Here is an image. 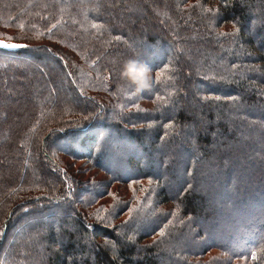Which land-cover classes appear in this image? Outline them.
Segmentation results:
<instances>
[{"label":"trees","instance_id":"trees-1","mask_svg":"<svg viewBox=\"0 0 264 264\" xmlns=\"http://www.w3.org/2000/svg\"><path fill=\"white\" fill-rule=\"evenodd\" d=\"M13 36L0 264H264V0H0V38ZM9 84L33 107L25 132Z\"/></svg>","mask_w":264,"mask_h":264},{"label":"rangeland","instance_id":"rangeland-1","mask_svg":"<svg viewBox=\"0 0 264 264\" xmlns=\"http://www.w3.org/2000/svg\"><path fill=\"white\" fill-rule=\"evenodd\" d=\"M190 1H195V0H190ZM5 30V29H4ZM15 32L17 33V34H19V35H21V37L22 38H24V39H27V38H25V37H28V39L32 36V35H30V34H27L26 33V35L24 34V33H22V31H21V33H19V31L18 30H15ZM12 35V34H11ZM12 40L11 41H7L6 39H2V38H0V47H2V48H10V49H15V48H18V47H22L23 46V44L22 43H17V42H15V40L16 39H18V38H16V37H10ZM32 41H34L33 43H40V44H46V45H48V46H52V47H54V48H56V49H59V50H61V51H63V53L65 52V53H68V54H73V48H72V46H68V45H64V44H62V43H54V42H52V41H50V42H48L47 40H42V41H44V42H42L41 40H39V39H37V40H35V39H31ZM46 41V42H45ZM188 69H189V71L191 72V70H193V68L191 67V66H188ZM95 78V77H94ZM59 81H61L60 83H58L57 81L54 83L55 84V87H56V89H57V91H58V93L60 94L61 92H63V94L62 95H64L65 97H66V101L68 102V106H70V108H71V105H72V107H76L77 105L75 104V103H73V102H75L74 101V99L76 98V90L74 89V87L70 84V82H67V80H66V78H65V76L64 75H62V76H60L59 77ZM11 86V84H9L8 86H7V90H9V91H11V92H13V99H18L19 98V96L21 95V102L20 103H17V104H19L20 105V112H19V117H21V129H22V131L23 132H25V129L27 128V124L26 123H24L25 122V118H26V115L29 113V112H31L32 110H33V107H31V106H27V104H26V102L24 101V95H23V92L21 91V92H19V91H16L14 88H13V86L11 87V88H8V87H10ZM21 93V94H20ZM20 94V95H19ZM103 97H105V96H103ZM129 100V99H128ZM133 101V100H132ZM22 105V106H21ZM145 105L146 106H148L147 108H151V107H153V108H155V105L154 104H150V103H145ZM3 110H4V112H5V118H7V123H6V127H10V123H12L13 121H14V118L13 117H11L12 115H11V113L9 112V110L8 109H6V108H3ZM109 110L111 111L110 112V116H109V120H111V121H116V120H119V119H121L123 116H124V113L125 112H123L122 110H120V107H115V108H112L111 107V109H110V107H109ZM7 112V113H6ZM39 114H40V112H37L36 114H35V116L33 117V120H35V118H36V115L37 116H39ZM102 120V119H101ZM16 122V121H15ZM6 129V128H5ZM5 129H3V131H5ZM10 129H11V127H10ZM22 132V133H23ZM2 133V137L4 136V134H3V132H1ZM13 136L14 135H12V134H9V138H8V141L10 140V137H11V140H12V138H13ZM1 138V137H0ZM7 138V137H6ZM5 138V139H6ZM2 141H3V139H1ZM62 158L64 159V161L66 162V163H69V166H70V168L69 169H71V171L72 172H75V171H85V174H83V175H80V178H83L82 180H84V181H86L87 180V178H89V177H92L93 176V178H96L97 180H101V179H107V176H106V174L102 171V170H98V169H95V168H93L92 166V162H87V161H84V160H78L77 158H75V159H73V158H67L66 156H62ZM101 165H103V166H106V165H108V166H106V167H108L109 169V171H113L114 170V168L111 166V165H109V164H107V162H106V160H103L102 161V163H101ZM1 167L2 166H0V169H1ZM114 172H115V170H114ZM0 173H2L1 175H4L5 174V171H0ZM104 181H106V180H104ZM3 185H4V183L3 182H1V180H0V190H3ZM83 186H85V187H87V188H85L86 190H88L90 193L92 192H97V191H100V189H101V187L100 186H97V187H95V186H91V185H89L87 182L86 183H84V185ZM125 187V186H124ZM122 188H123V186H121V185H119V184H115L112 188H111V192L113 191V190H115L116 192H121L122 191ZM124 189V188H123ZM125 191V189L122 191V192H124ZM0 196H3L2 194H0ZM112 197V196H111ZM106 197H104V199H105ZM106 200L107 201H109L110 199L109 198H106ZM214 252H217V251H214ZM214 252L212 253V254H214ZM222 256H224L223 254H222ZM205 257H209V256H205ZM204 257V258H205Z\"/></svg>","mask_w":264,"mask_h":264},{"label":"clouds","instance_id":"clouds-1","mask_svg":"<svg viewBox=\"0 0 264 264\" xmlns=\"http://www.w3.org/2000/svg\"><path fill=\"white\" fill-rule=\"evenodd\" d=\"M138 69L136 67V64L134 62H130L127 66L126 74L128 75H135L137 73Z\"/></svg>","mask_w":264,"mask_h":264}]
</instances>
